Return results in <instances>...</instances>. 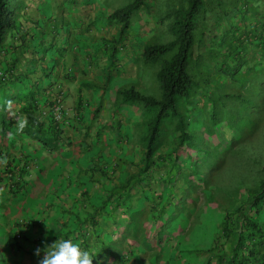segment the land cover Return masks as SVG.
Segmentation results:
<instances>
[{
  "label": "rangeland",
  "instance_id": "obj_1",
  "mask_svg": "<svg viewBox=\"0 0 264 264\" xmlns=\"http://www.w3.org/2000/svg\"><path fill=\"white\" fill-rule=\"evenodd\" d=\"M128 1L20 0L22 4L18 8L17 19L23 26L18 25L16 30L23 33V36L25 34L26 39L23 42L19 39L16 43L23 45L24 49L27 44L33 45L32 52H40L37 62L42 67L45 65L50 71L47 75L54 82H63V76L58 77L57 73L58 70L65 72L67 68L71 70L70 74L77 71L80 78L85 80L80 82L79 89H76L77 83L68 80L69 84L74 85L73 96L76 95L78 102H75L77 106L74 108L72 102L71 111L74 115L78 112L80 128H74V123H70L68 119L63 128L66 134L62 133L63 138H58L56 149L42 153L47 150L48 145L29 138L24 132L12 133L8 138L10 145H13L15 138L14 153L30 146L29 156L37 159L45 154L53 159L49 168L40 169L31 165L34 163L30 164L34 177H46L47 179L41 180L46 181V189L50 188L43 190L40 194L43 200L37 203L42 202L44 205V201H52V205L59 208L65 201L69 203L71 199L79 197L84 189L92 195L97 194L101 186L99 200L105 194L102 188L104 184L125 179L129 173H134L133 179H139L136 174L142 165L139 145H134L135 138H132V142L129 139L132 131L136 130V123L141 119L142 107L123 102L116 89L132 84L143 94L160 96L161 90L154 77L158 65L144 62L143 46L149 42H162L172 38L168 30L173 18L171 12L174 8L184 6L187 0H144L142 6L131 13L128 28L118 39L122 17L112 13ZM195 24V42L188 67L192 74V88L189 96L181 103L182 112L188 121L187 128L194 134L192 144L188 149L185 148L186 153L194 160L196 154L202 156L203 148L206 151L205 139L214 144V135H219L223 127H228L225 136L233 137L235 132L247 133L246 129L240 127L242 123H248L251 116H258L259 120L254 132L234 142L220 168L207 175L210 186L208 192L199 187L188 192L190 197L184 201V205L183 201L175 197L172 199L173 208L180 210L173 220L178 222L170 221L166 225H170L175 233L164 232L163 242L148 250L146 256H139V264H146L149 260L154 263L156 259L153 257L157 256L159 250L161 264H202L206 259L202 254H206L204 247L211 241V231L204 233L203 223L207 212L200 215L197 213L202 207L211 208L213 205L207 196L216 195L217 187H222L233 191V195L239 200L245 189L255 187L263 175L264 0H203ZM11 40L15 39L9 36L7 41ZM18 49L20 46L12 44L1 47V72H7L13 59L17 60L18 68L20 65H37L36 58L31 59ZM43 55L45 59L42 58ZM112 58L114 61H111ZM82 67L85 72L81 71ZM109 69L112 74L106 82ZM5 75L0 74V81L5 82ZM17 88V95L21 96L25 89L19 86ZM12 89L13 86L9 91L4 85L0 87L1 104L6 95L12 93ZM227 92L232 93V96ZM73 96L67 92L64 100L69 101ZM257 105L260 106L259 111ZM68 118L74 120L71 116ZM68 129H71V134ZM225 143L226 139H222L223 148ZM216 145L209 148L210 162L217 158L215 153L220 147ZM20 163L26 165L27 161L20 160ZM91 166L102 167L106 174L89 172L88 167ZM156 175H160V171ZM38 182L37 180V185ZM20 184L22 187L18 191L25 185L22 181ZM148 184L150 189H155L162 196L170 192L166 182L152 179L151 184ZM22 194L12 196L4 193L0 196V217L4 219V226L10 227V234L15 229L19 231L20 222L16 224L17 221L13 220L18 213L25 212L17 202V197L23 196ZM191 195L196 197L195 209L189 215L187 224L185 215L190 212ZM39 209L36 204V208L31 209L35 212H31L29 218L47 220L48 217H41ZM187 247L193 251L184 250ZM192 252L198 255H193ZM93 264L100 263L98 261Z\"/></svg>",
  "mask_w": 264,
  "mask_h": 264
},
{
  "label": "trees",
  "instance_id": "obj_2",
  "mask_svg": "<svg viewBox=\"0 0 264 264\" xmlns=\"http://www.w3.org/2000/svg\"><path fill=\"white\" fill-rule=\"evenodd\" d=\"M143 3L144 0H129L114 10L113 15L122 17L118 39L127 30L131 13ZM202 3L203 0H187L184 6L174 8L171 12L172 21L168 25L172 38L162 42H149L143 46L144 62L158 65L154 77L161 90L160 96L143 94L132 84L116 89L123 102L142 107L141 119L136 123V130L132 131L129 139L132 142L135 138L134 145L138 143L142 165L136 173L139 179H133L134 173H129L125 179L111 181L106 186L104 184L102 188L106 193L102 195L99 203H96L95 199L100 191L92 195L84 189L79 197L73 199L77 207H82L81 211L74 212L75 217L79 219V222H76L74 239L81 243V246L86 242L84 248L97 253L93 263L103 260L102 263L106 261L131 264L136 256L144 257L148 250L158 247L163 242L164 232L175 233L170 225H166L170 221L178 222L173 220L180 210L173 208L172 199L175 197L183 201L184 205V201L190 197L188 192H193L198 187L208 192L210 186L207 175L219 169L234 142L254 132L258 124V116H251L248 123H242L240 127L246 129L247 133L235 132L233 137H226L228 127H223L219 135H214V144L205 139L206 151L203 148L202 156L196 154L194 160H191L190 154L185 151V148L188 149L192 144L194 134L187 128L188 121L182 112L181 103L189 96L192 88V74L188 67L195 42V18ZM21 4L20 0H0V51L6 44L19 47L20 43L16 41L20 39L23 42L26 39L25 34L23 36V33L20 34L16 30L17 27L23 26L17 19ZM9 36L15 40L7 41ZM16 61L11 60L7 72L0 71L1 75L6 74L3 77L5 82L0 81V87L4 85L8 91L18 81L22 89L29 83L21 96L12 91L6 95L4 103L1 104L0 101V160H7V164H0V187H4L5 193L12 196L20 192L18 189L22 187L21 177L28 172L32 159L26 154L24 158L27 164H21L22 157L20 158L19 154H23L13 151L16 149L15 138L13 145L9 144L8 138L12 133L18 132L15 126L16 118L26 116L28 123L22 132L31 139L53 147H58L56 140L61 137L63 130V125L52 118L50 109L42 113L44 107L49 108L53 103L50 89L52 82L42 85L38 81L29 80L25 83V77L15 71ZM111 61H114V58ZM111 74L112 70L109 69L106 82L111 78ZM228 94L232 96V93ZM9 99L15 102L9 104ZM259 107L257 105L258 111ZM222 139H226L224 148ZM215 144L220 149L215 153L216 160L210 162L208 155ZM88 170L106 174L100 166H91ZM159 171L160 175H156ZM262 171L263 175L256 186L246 188L239 200L233 195V191L222 187H217L216 195L207 196L213 205L211 208L204 206L197 213L200 215L207 212L208 218L206 216L203 223L204 233L211 231V241L204 247L206 254L202 256H206V259L202 264H264V167ZM9 172L15 179L12 184L5 180ZM152 179L166 182L170 192L162 196L155 189H150L148 183L151 184ZM195 198L191 195L190 212L185 215L187 224L189 215L195 209ZM15 233V230L12 231L10 238L15 240L14 245L18 250L21 244L18 243L19 239H15ZM20 237L25 238L26 235L20 233ZM184 250L193 251L188 247ZM153 259H156L154 263L160 264V250Z\"/></svg>",
  "mask_w": 264,
  "mask_h": 264
},
{
  "label": "crops",
  "instance_id": "obj_3",
  "mask_svg": "<svg viewBox=\"0 0 264 264\" xmlns=\"http://www.w3.org/2000/svg\"><path fill=\"white\" fill-rule=\"evenodd\" d=\"M34 39H35V37L33 38V40ZM22 47H23V45L20 44V49H18V51L23 50L24 53L26 55H29V57L31 59L36 58L35 62L37 63V65H32L31 67H29L28 65H22V66L20 65L18 68L16 66V72L21 73L25 77L23 80L24 82L25 81L29 82V80H30V82H32V81L37 82L38 81L40 84L45 85L49 81H51L52 86L50 89H52V92L53 91H55V92L61 91L63 94V97L65 96V94L67 92H70V94L72 96L74 95L73 94L74 93V91H73L74 85L69 84L68 80H71L75 84L76 83L78 84V86L76 85V89H79L81 87L80 82H83L84 79L80 78V75L77 74V71H75V73H73V74H70L69 72L71 70H69L68 68L65 72H61L58 70L57 76L58 77L63 76V78H64L63 82H60V83L54 82L55 80H53L52 78H50L47 75V73H49L50 71L48 69H46L45 65H44V67H42L37 62V59L41 55L40 52H38V51L32 52L33 51V45L31 46L30 44L26 45V49H24ZM42 58L45 59L44 55ZM69 58H70V56H68V59ZM44 68L46 69L45 71H44ZM53 70L51 72H53ZM81 71H84V67H82ZM79 80H81V81H79ZM26 84H28V85H26V87H28L29 83H26ZM16 85L19 86V84H17V83L14 84L12 91H16L18 93V88ZM26 87L23 88V90L26 89ZM19 88H20V86H19ZM64 88H66L65 91L63 90ZM73 97L69 101L65 100L66 108H67V113L65 115H66V119L70 120V123H71V121H72V123H74L73 124V126H75L74 128L78 129V128H80L79 127L80 117L78 115V112L76 113V115H74V113L71 111L72 110V102H73V108L75 106H77V104L75 103L77 101L76 95ZM64 99H66V97H64ZM11 102L14 103L15 101L13 100ZM68 113H69V115H68ZM69 116L73 117L74 120H71L70 118H68ZM63 128H64V126H63ZM62 133L66 134L65 131L63 132V130H62ZM68 133L69 134L72 133L71 129H68ZM73 133L75 135L76 132L74 131ZM61 136H62V134H61ZM63 136H65V135H63ZM61 138H63V137H61ZM57 140H56V143H57ZM35 141H38V140H35ZM49 142H51V141H49ZM33 145L36 146L34 143H33ZM29 147L19 151L20 153L23 154V156L19 154L20 158L22 157L20 159L21 161H26L24 158V155L28 154ZM34 148H35V150H37V147H34ZM56 148L57 147H53L51 145H48L47 150L42 151V153L53 151ZM54 155H55V153L51 156L53 157ZM31 158L32 159H31L30 163L31 162L34 163V164H32V166H36V168L38 166V167H40V169H44L46 167L49 168L52 166V160L53 159H51V157L45 156V154H41V157L37 158V159H35L33 157H31ZM39 174L42 175L41 173H39ZM34 178H36L39 181L38 185H37V180ZM41 179H47V178L46 177L42 178V176L34 177L32 170H29L25 175H23L21 177V180H23V182H25V185L22 188V190L17 193L18 196L20 195V193H23L22 194L23 196L17 197V202H19L23 206L25 212L24 213H18V215L16 216V219L13 220L15 222L17 221L16 224H19V222H20L19 231L21 233L24 232V235H26L25 238L22 237L21 239L18 240V243L21 244L20 249L18 248V250H17V247L14 245L15 240L13 238H10V232H11L10 227L4 226V219L0 217V264H38L39 259L43 256V252L41 253V257H37L34 254L35 249L37 247L43 248L45 243L51 244L52 242H54L58 238L67 239V238L71 237V238H73L74 242H77L74 239V237H75L74 231H75V227H76V222H79V219H77L75 217L74 212H78V210L81 211L82 207H80V208L77 207V205H75L76 203L74 202L73 199H71V202H69V203H67V201H65L63 203V205L59 208L56 205H52V203H51L52 201L51 202L44 201L45 202L44 205L42 204V202L37 203V202L43 200V198L40 197L41 196L40 194L43 192V190L46 189L45 184H44L46 181H43ZM5 180H7V179H5ZM7 181H10L11 182L10 184H12L14 182V179H8ZM105 186H106V184H105ZM49 189L50 188H47L46 190H49ZM99 190L101 191V188H99ZM105 193H106V191H105ZM100 194H101V192H99V196H100ZM26 195H27V197H26ZM7 196L8 195H6V197ZM14 196H16V195H14ZM66 196L69 200V197L67 194H66ZM99 196H98V198H99ZM98 198L95 199L96 203L100 202V199L98 200ZM13 202H14V200H13ZM36 204H37L38 208L40 207L38 212L42 214L41 217H43V216L48 217L47 220L46 219H36L35 220V219L29 218L30 216H28V215L31 212H35L34 210H31V209H35ZM85 244H86V242H83V245H82L83 248H84ZM152 262L153 261L149 260V261H146L145 263L151 264ZM94 263H97V261H95ZM99 263L100 264H120L118 262L111 263V262H106V261H104V263H101V262H99ZM131 264H139V256H136L135 260ZM152 264H154V263H152ZM160 264H161V261H160Z\"/></svg>",
  "mask_w": 264,
  "mask_h": 264
},
{
  "label": "clouds",
  "instance_id": "obj_4",
  "mask_svg": "<svg viewBox=\"0 0 264 264\" xmlns=\"http://www.w3.org/2000/svg\"><path fill=\"white\" fill-rule=\"evenodd\" d=\"M54 92L55 91H53V93ZM63 101L66 106L64 97H63ZM10 103L11 102L9 101V104ZM27 123L28 121L26 116L17 117L15 120V126L17 128V131L22 132L23 129L27 126ZM67 123L68 120L66 119L65 124ZM0 164H7V160L6 159L0 160ZM21 181L23 182V180H20V182ZM5 191L6 189L4 187H0V196H2L5 193ZM17 233H19L20 236L21 232L17 230L15 235ZM42 252H43V256L41 257ZM34 254L37 257H41L38 261V264H93V258L97 255V253H93L90 252L89 250L84 249L81 246V243L74 242L73 238L71 237L67 239L58 238L51 244L45 243L43 248L37 247L35 249Z\"/></svg>",
  "mask_w": 264,
  "mask_h": 264
},
{
  "label": "built area",
  "instance_id": "obj_5",
  "mask_svg": "<svg viewBox=\"0 0 264 264\" xmlns=\"http://www.w3.org/2000/svg\"><path fill=\"white\" fill-rule=\"evenodd\" d=\"M51 94H52L51 99H53V103H51L49 108L44 107V110H42L43 111L42 113H45V111H48L50 109L52 118L58 124L64 125L66 123V115L65 114L67 113V108H66L64 101H63L62 92L61 91H57L54 93L51 92ZM7 177L9 179H14V178H12V174L10 172L7 174ZM16 236H19V233H17Z\"/></svg>",
  "mask_w": 264,
  "mask_h": 264
}]
</instances>
